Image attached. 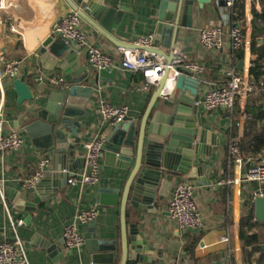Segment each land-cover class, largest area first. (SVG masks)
<instances>
[{"label": "crops", "instance_id": "crops-1", "mask_svg": "<svg viewBox=\"0 0 264 264\" xmlns=\"http://www.w3.org/2000/svg\"><path fill=\"white\" fill-rule=\"evenodd\" d=\"M161 0H105V4L114 6L121 4L126 7L119 24H110L107 28L101 19L86 11V5H80L76 0H11L12 7L4 36H0V53L4 52L9 58L23 59L19 78L28 80L35 71L46 77H62L66 81L67 76L61 69L53 68L51 62H43L38 49L41 42L53 35L54 24L66 13L74 10L79 13L81 25L87 32L88 38L103 50L111 53L119 61L121 56L117 53L119 46H129L141 35H158L160 42L152 44V51L164 60L171 61L175 54H183L186 60L198 61L206 66L205 77L211 85L220 84L224 80L223 72L232 66L239 69L245 78L249 79V68L252 62L251 44L255 39L261 40L262 36L254 32V9H261L262 0H244V57L239 59L234 56L229 38L225 46L219 51L206 49L200 41V29L211 26L219 20L217 0L200 7L198 0L194 5L193 22L191 27L179 26L180 41H174L175 32L158 33L159 20L157 11ZM171 42V47L166 43ZM85 63L87 64L86 57ZM88 65V64H87ZM98 73V72H96ZM174 76L170 71L166 81L160 86L153 84L146 89L141 88L143 77L140 73L126 71L118 68L114 78H106L98 82L93 78L96 101L87 103L85 111L89 117H80L83 127L77 130L75 135H69V142L73 149L79 152L74 164V170H82L85 166L83 144L92 139L94 134L102 129L104 121L98 112V98H105L115 106H128L129 111L121 123L135 122L150 107L157 109L167 98L160 96L154 102V94L160 87V91L170 87L169 81ZM30 84L39 89L35 79H30ZM51 87V86H50ZM49 87V88H50ZM207 86H200L196 93L198 98ZM6 92L5 117L7 129H18L23 136L24 113L32 103L25 99L26 88L16 86L13 79L4 82ZM52 89V88H50ZM171 92V93H170ZM186 92L189 93V90ZM177 89L169 91L174 95ZM164 94V93H162ZM21 98L23 103L18 102ZM239 105L235 106L234 119L237 120V135L231 141L233 121L228 117L227 111L218 109L208 111L199 107L198 116L205 127L214 130L212 139L219 137V144L213 145L211 154L197 153L194 165L206 164L203 173L190 181L197 184L195 191L196 202L203 213L206 227L198 231L192 230L184 234L176 231L177 224L168 211V202L172 197L175 186L184 175L173 176L170 184L164 188L165 198L159 203L156 214L144 215L141 219L137 211L130 205L127 206L128 225L138 223L144 237L150 245L158 244L153 258L156 263L141 264H172L196 263V264H264L261 252H254L248 261V255L240 237L242 217L253 210V191L257 188L254 182L240 181L238 184H218V181L226 178L241 179L249 169L247 160L254 161L259 156L248 154L244 151L246 135V104L247 95L238 98ZM154 104V106H152ZM130 114V115H129ZM129 115V116H128ZM138 123V121H137ZM114 126L103 128L107 137ZM76 139L80 140L76 143ZM234 143L236 153L232 155L229 150L230 143ZM48 150L37 149L30 139L16 151L6 152L0 155V177L6 179L5 200L0 196V240L12 239L16 234L22 240L27 252L30 264H91L92 255L86 244L81 249H68L65 244L63 232L67 225L74 223L79 212L90 207H96L98 213L90 224L78 223L79 232L90 239L92 234L103 240H113L116 243L115 264L122 260V200L125 187L131 175V169H123L109 164V158L103 154L101 176L97 184L84 189L69 186L64 176L52 177L42 190L46 197L37 204V211H21L15 207L13 197L7 189L12 187L22 193L25 200H33V196L27 194L23 187V181L31 176L39 159ZM51 155L56 150L49 151ZM3 160V166H1ZM52 162V160H51ZM63 164L58 158L51 163L50 169ZM134 165H132L133 168ZM103 188H108L105 190ZM110 189L114 190L111 191ZM254 215V213H253ZM254 220L255 217H254ZM257 221V220H256ZM92 225V223H95ZM258 222V221H257ZM259 223V222H258ZM255 228L261 239L264 250V223ZM229 236L228 242H222L223 236ZM52 240L56 244L55 254H51L43 241ZM247 251L251 247L246 248ZM159 252V253H158ZM131 264V261L128 263Z\"/></svg>", "mask_w": 264, "mask_h": 264}, {"label": "water", "instance_id": "water-1", "mask_svg": "<svg viewBox=\"0 0 264 264\" xmlns=\"http://www.w3.org/2000/svg\"><path fill=\"white\" fill-rule=\"evenodd\" d=\"M76 1L80 5H86V11L101 19L107 28L112 23L119 24L126 10L121 4L109 6L105 4V0ZM210 1L198 0V4L203 7ZM195 4V0H161L157 11V19L160 21L158 33L169 35L170 31H174V41H180L179 26H192ZM159 42L156 35L155 43ZM166 46L171 47V42L166 43ZM38 54L43 62H51L53 68L61 69L70 78L64 80L63 86L59 88L41 82L36 69L28 80L18 76L13 78L16 86L26 88L27 94L24 98L32 103L24 113V140L30 139L37 149L56 150V153L51 155L52 162L58 158L63 161L61 166L48 170L35 187L26 190L27 194L33 196V200H25L21 196L22 193L12 187L7 189L8 194H15V207L30 212L37 211V204L46 197L42 190L46 182L60 175L64 176L66 181L67 175L62 172L64 168L75 171L73 167L80 156L79 152L73 149L68 137L75 135L77 130L83 127L80 117H89V113L85 111L86 104L97 99L94 96L93 78L103 82L106 78H114L118 71V67H114L111 70L92 73L85 63V58L78 54L75 45L54 35L41 42ZM242 64L243 61L240 62L239 69ZM175 70L180 73L170 82V87L167 90L163 87V91L158 87L154 94V102L161 95L166 97L167 101L157 109L150 107L140 117L135 118V122L114 126L103 149L104 155L109 158V164L131 169L122 200L120 264H128L130 261L131 264L156 263L153 256L158 247L157 243L150 245L138 223L128 225L127 206L130 205L137 211L139 219L144 215L156 214L159 203L165 198L164 188L170 184L171 177L184 175L186 180L195 179L206 169V164L194 165L197 153L211 154L213 145L219 144L218 136L216 140L214 136L212 139L214 130L201 124L199 107L194 104L197 90L202 86L201 82L187 74L181 66H176ZM169 73L170 70L166 72L159 86L166 81ZM30 79H35L39 84L38 90L32 87ZM173 89H177V93L168 94ZM23 101L21 98L18 100L20 103ZM79 142L80 140L76 139V143ZM253 213L259 223H264V197L254 198ZM95 224L96 222L92 223ZM99 236L98 233L96 236L92 234L86 241L92 255L91 264H115L116 243L113 240H103ZM62 244H65L64 240ZM43 245L52 255L55 254L56 244L52 240L43 241Z\"/></svg>", "mask_w": 264, "mask_h": 264}, {"label": "built area", "instance_id": "built-area-1", "mask_svg": "<svg viewBox=\"0 0 264 264\" xmlns=\"http://www.w3.org/2000/svg\"><path fill=\"white\" fill-rule=\"evenodd\" d=\"M219 20L216 24L205 26L200 29L201 44L210 51L222 50L226 39L229 38L233 50L239 49L245 44L244 29L237 21V0H217ZM11 0H0V36L3 37L10 17ZM53 35L62 37L73 43L79 55H84L89 70L92 73L101 70H111L114 67L122 68L126 71L140 73L143 77L141 88L146 89L153 84L160 82L168 70L174 72V76L169 81L178 76L180 72L175 70L176 66H181L185 72L198 79L203 86H207L202 94L195 99L194 104L203 107L208 111L223 109L229 114L228 117L234 120L235 106L238 98L245 97L253 89L252 82L245 78L244 74L236 67L232 66L223 72L224 80L220 84L211 85L205 77L206 66L198 61L186 60L183 54H176L170 63L159 57L151 47L155 41L153 34L141 35L129 46H119L117 53L121 56L117 61L114 56L97 46L87 35L81 25V18L78 12L71 10L62 16L53 26ZM23 59L9 58L6 53H0V155L6 152L19 150L25 140L23 134L18 129H7V119L5 117L6 92L4 82L6 79H13L20 75ZM39 80L46 82L53 88L62 87L64 78L46 77L40 75ZM171 93V92H170ZM166 94V93H165ZM98 112L104 121L103 128L116 126L122 122L128 113V106H115L105 98H98ZM103 128L94 134V137L83 144V155L85 166L82 170L70 171L68 168L62 169L67 175L66 183L72 187L84 189L98 183L101 176L103 149L107 143V137L103 133ZM230 153L234 155L236 148L234 143H230ZM249 169L247 173L239 178H226L218 181V184H238L240 181L254 182L257 188L253 191L254 198L264 197V151L259 158L254 161L247 160ZM3 160L1 166H3ZM51 152L45 153L38 161L34 172L29 178L23 181L25 189L35 187L45 176L51 166ZM6 179L0 177V196L5 200ZM197 184L193 181L182 180L174 188L171 199L168 202V211L177 224L176 231L184 234L188 231L205 229L206 223L196 199L195 191ZM98 210L90 207L82 210L76 216L74 223L66 226L63 237L65 246L72 249H81L86 244V238L79 232L78 223L90 224L96 218ZM222 242H228L229 236H223ZM0 264H30L26 249L20 237L0 240ZM172 264H196L180 263Z\"/></svg>", "mask_w": 264, "mask_h": 264}, {"label": "trees", "instance_id": "trees-1", "mask_svg": "<svg viewBox=\"0 0 264 264\" xmlns=\"http://www.w3.org/2000/svg\"><path fill=\"white\" fill-rule=\"evenodd\" d=\"M261 9H254V32L262 36V39L253 40L251 44L252 62L249 68V78L253 84V89L247 93L246 104V135L244 141V151L254 156H260L264 151V0L261 3ZM237 21L243 27L245 22L244 0H237ZM234 56L243 59L244 46L233 50ZM239 105L237 100L236 105ZM237 120L234 119L231 131V141L237 135ZM260 224L254 220L253 210L242 217L241 220V240L244 251L248 255V261L254 252H261V258L264 260V250H262L261 239L255 231ZM251 247L250 251L246 248ZM250 262V261H249ZM251 263V262H250Z\"/></svg>", "mask_w": 264, "mask_h": 264}]
</instances>
